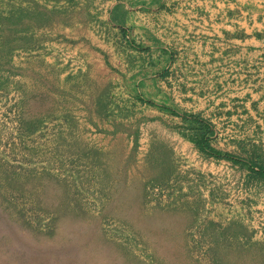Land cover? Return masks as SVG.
Instances as JSON below:
<instances>
[{
  "label": "rangeland",
  "instance_id": "obj_1",
  "mask_svg": "<svg viewBox=\"0 0 264 264\" xmlns=\"http://www.w3.org/2000/svg\"><path fill=\"white\" fill-rule=\"evenodd\" d=\"M107 2L0 0V264H264V111L168 76Z\"/></svg>",
  "mask_w": 264,
  "mask_h": 264
},
{
  "label": "crops",
  "instance_id": "obj_2",
  "mask_svg": "<svg viewBox=\"0 0 264 264\" xmlns=\"http://www.w3.org/2000/svg\"><path fill=\"white\" fill-rule=\"evenodd\" d=\"M106 7L153 64L170 67L168 76L180 66V80L201 82L198 96L225 97L218 103L227 111L236 97L247 112L264 111V0H109Z\"/></svg>",
  "mask_w": 264,
  "mask_h": 264
},
{
  "label": "trees",
  "instance_id": "obj_3",
  "mask_svg": "<svg viewBox=\"0 0 264 264\" xmlns=\"http://www.w3.org/2000/svg\"><path fill=\"white\" fill-rule=\"evenodd\" d=\"M200 130V138L196 140L198 147L200 150L208 155L216 156L218 158H227L234 160L236 162H240V160L236 159L231 154H224L220 151H216L210 144L209 137L214 134V130L209 124H199ZM250 167L254 172H256L259 176L264 177V165L260 164H251ZM257 169V170H256Z\"/></svg>",
  "mask_w": 264,
  "mask_h": 264
}]
</instances>
